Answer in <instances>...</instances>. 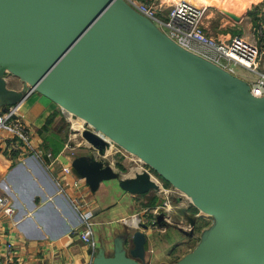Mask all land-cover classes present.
Wrapping results in <instances>:
<instances>
[{
  "label": "water",
  "instance_id": "water-1",
  "mask_svg": "<svg viewBox=\"0 0 264 264\" xmlns=\"http://www.w3.org/2000/svg\"><path fill=\"white\" fill-rule=\"evenodd\" d=\"M0 62L31 82L8 103L46 93L215 217L178 264H264V95L123 0H0ZM75 165L98 181L96 164Z\"/></svg>",
  "mask_w": 264,
  "mask_h": 264
},
{
  "label": "crops",
  "instance_id": "crops-1",
  "mask_svg": "<svg viewBox=\"0 0 264 264\" xmlns=\"http://www.w3.org/2000/svg\"><path fill=\"white\" fill-rule=\"evenodd\" d=\"M156 1L166 7L176 0ZM187 1L213 7L225 19H247L249 29L256 28L249 14V10H253L251 6L255 5L257 16L264 14V0L245 4L241 12L232 13L235 16L222 11L219 5L212 2ZM238 2L242 3L231 1L230 8L238 10ZM258 23H262L264 28V20ZM236 66L239 65L233 66V75L250 88L255 76L250 71L247 77L237 73ZM239 67L247 72V69ZM30 87L28 79L0 62V112L11 105L7 101L10 96H20ZM16 118L28 130L31 142L51 150L55 158L46 167L23 146L9 151V135L5 131L0 132V193L8 196L16 208L14 218L5 216L0 210V252L4 253L6 242H12L11 264H76L87 260L90 247L72 231L80 226L79 212L96 207L99 211L92 215L91 221L97 255L113 258L116 264H178L194 250L177 260L174 250L184 241V236L190 238L189 235L193 236L194 232L189 234L168 218H161L157 224H146L148 226L140 230L145 236L140 253L133 229L122 221L151 206L145 205L147 198L155 197L162 202L167 191L172 194L173 188L167 186L171 183L149 164L137 158L136 165L129 168L132 157L95 127L75 129L74 148H67L74 128L62 127L60 123L65 118V109L38 89L27 93L19 105ZM80 157L87 158L100 168L96 183L92 184L76 167L75 162ZM64 167L68 170H63ZM190 208L197 214L193 221L196 225L201 214L205 213L194 204Z\"/></svg>",
  "mask_w": 264,
  "mask_h": 264
},
{
  "label": "built area",
  "instance_id": "built-area-1",
  "mask_svg": "<svg viewBox=\"0 0 264 264\" xmlns=\"http://www.w3.org/2000/svg\"><path fill=\"white\" fill-rule=\"evenodd\" d=\"M123 1L138 14L148 19L157 29L181 48L197 55L200 54L203 58L231 74L234 73V65H239L247 69L255 76L250 86V92L255 91V95L258 97L264 95V38L254 42L242 36H233L226 40H217L205 31L203 19L206 6L197 5L187 0H176L172 5L166 7L161 6L156 0ZM165 11H167L166 15ZM24 98L25 96L11 104L6 110L0 112V132L5 131L9 135L7 143L9 151L19 150L23 146L35 159L46 167H49L50 162L55 158L52 151L32 143L28 130L16 118L19 105ZM65 114L70 119L73 118V121L77 118L66 110ZM71 127L73 126L71 125ZM73 128L69 142L66 145L69 149L74 148L72 142H76V138L73 132L80 127ZM63 170L67 171L68 169L64 167ZM73 205L77 208L75 204ZM0 210L7 217L14 218L15 216V205L8 196L1 193ZM169 210H171V199L170 193L167 191L160 205L148 206L141 212L133 213L123 218L122 221L128 227H131L134 232L140 231L144 226L157 224L161 218L171 220ZM97 211H99L98 207L79 212L80 226L75 227L72 234L80 237L90 247L91 251L87 260L76 264H95L97 246L93 235L91 217ZM196 215V213L187 211V215L183 216L184 219L180 227L184 230L192 229L195 225L193 222L194 219L188 220L187 218H194ZM12 252V242H6L4 253L0 252V264H11Z\"/></svg>",
  "mask_w": 264,
  "mask_h": 264
},
{
  "label": "rangeland",
  "instance_id": "rangeland-1",
  "mask_svg": "<svg viewBox=\"0 0 264 264\" xmlns=\"http://www.w3.org/2000/svg\"><path fill=\"white\" fill-rule=\"evenodd\" d=\"M231 1H234V0H209V2H212L214 4L219 5L221 7L222 11H225V12L235 16L232 13H234L235 11L241 12L245 4L241 0H239L242 3L238 2L239 3L237 5L238 6L237 7L238 10H233V9L230 8L231 6H229V3H231ZM251 1H256V0H244V2L246 4L250 3ZM204 2L207 3L206 0H204ZM259 4H261V3H259ZM254 6L255 5L251 6V9H253L251 11L255 14V16H251L250 15L251 19H252V21H254V20L257 21V19H259L258 21L262 22L264 20V14L259 15L260 17L257 16V12H256ZM166 14H167V11H165V15ZM246 20L247 19H245V20L225 19V16L222 13H219L218 10L214 9L213 7L207 8V6H206L203 23H204V26H205L206 33L208 35L214 37L217 40H220V38H225L227 36H229V37L226 38V39H229V38H231L233 36H242L243 38H245L247 40H249V38H250L251 40H254V41L260 40L261 38H264V33H263L264 28L262 26V23H258L257 22L258 25L256 26L255 29H253V28L249 29V25L246 24ZM226 39H223V40H226ZM251 40H249V41H251ZM235 70H236L237 73L239 72V73H241V75H244L245 77H247V73H248V76H249V71L246 70L247 72H244L242 70V68H240L239 66H236ZM73 115H75V114H73ZM75 117L78 118V119L77 118L76 119L78 120L77 123H79L78 125L80 127H82L83 125H84V127H89V125H90V127H95L94 125L89 123L87 120L80 119L77 115H75ZM72 119H70L69 116L65 114V118H62V120L60 122L62 127H71V125L73 127L74 126L77 127L76 126L77 123L74 125V123H73L74 121ZM96 129H97V131H99L98 128H96ZM100 133L103 134V132H101V131H100ZM119 147H121V149L125 152L126 155L132 157V160H131L132 163H130L129 168H132L133 165L135 166L136 163H137V158H139V156L137 154L129 152L128 150H126L125 148H123L120 145H119ZM135 161H136V163H135ZM172 185H173L172 183L167 185V186L173 188V189L171 188L172 189V192H171L172 194L170 195L171 210H169V216H170L171 221L173 223L177 224L178 227H180V226H182L181 222L184 219L183 216L187 215V211L190 212V213L194 212L191 208L189 209L190 205H192L193 203L189 200L190 194H188L185 191V193L187 195H189V196H186L185 194H183V191L179 190L176 187L174 188ZM190 198H192V197L190 196ZM161 203L162 202L160 200L156 201L157 205H160ZM196 216L194 218L188 217L187 219L188 220H191V219H195L196 220ZM200 217H201L200 221L196 225H194L192 229H190V230L189 229H185V231L189 232V234L191 232H194V233H193V236L189 235L190 238H187V237L184 236V239H183L184 241L182 243H180L177 246V248L174 250V252H175L174 255L176 256V259L177 258L178 259L182 258V256L186 252L191 251L192 249H194V247L197 245V243H199V241L202 239V237L205 235V233L210 229L209 227L212 225V223L215 220L214 216H212L214 218L213 219L212 217H210L209 215H206V214H201ZM201 232L202 233L204 232V234L201 235Z\"/></svg>",
  "mask_w": 264,
  "mask_h": 264
},
{
  "label": "trees",
  "instance_id": "trees-1",
  "mask_svg": "<svg viewBox=\"0 0 264 264\" xmlns=\"http://www.w3.org/2000/svg\"><path fill=\"white\" fill-rule=\"evenodd\" d=\"M244 4H246L245 2H244V0H241ZM206 2H209V0H206ZM249 14L251 15V16H255V14L252 12V11H249ZM258 20L257 21H253V25L254 26H257L258 25ZM156 201H157V198H155V197H149V198H147L146 199V202H145V205L147 206V205H151V206H153V205H155L156 204ZM200 225V224H199Z\"/></svg>",
  "mask_w": 264,
  "mask_h": 264
},
{
  "label": "bare ground",
  "instance_id": "bare-ground-1",
  "mask_svg": "<svg viewBox=\"0 0 264 264\" xmlns=\"http://www.w3.org/2000/svg\"><path fill=\"white\" fill-rule=\"evenodd\" d=\"M251 96L257 98V95H255V91L251 93ZM70 111H71L72 113H76V112H73L72 110H70ZM78 115H79V114H78ZM80 117H81V116H80ZM84 118H85V117H84ZM85 119H86V118H85ZM87 120H88V119H87ZM76 123H77V121L75 120V121H74V125H75ZM78 124H79V123L76 124L77 127L79 126ZM74 127H75V126H74ZM79 127H80V126H79ZM183 193H184V192H183ZM187 193H188V192H187ZM184 194H185L186 196H189V195H187L186 193H184ZM188 194H189V193H188ZM190 196H191L192 198H194L193 195L190 194ZM190 196H189V199L191 200L192 198H190Z\"/></svg>",
  "mask_w": 264,
  "mask_h": 264
}]
</instances>
